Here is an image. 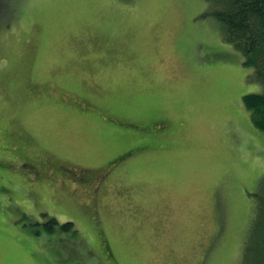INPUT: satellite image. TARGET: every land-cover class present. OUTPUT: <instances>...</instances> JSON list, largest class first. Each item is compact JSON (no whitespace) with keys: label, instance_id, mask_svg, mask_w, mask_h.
<instances>
[{"label":"rangeland","instance_id":"obj_1","mask_svg":"<svg viewBox=\"0 0 264 264\" xmlns=\"http://www.w3.org/2000/svg\"><path fill=\"white\" fill-rule=\"evenodd\" d=\"M1 13L0 264H241L264 176L243 97L263 88L206 0ZM120 122L156 145L109 164L139 140Z\"/></svg>","mask_w":264,"mask_h":264},{"label":"trees","instance_id":"obj_2","mask_svg":"<svg viewBox=\"0 0 264 264\" xmlns=\"http://www.w3.org/2000/svg\"><path fill=\"white\" fill-rule=\"evenodd\" d=\"M206 2L212 7L213 15L223 29L224 41L241 51L243 65L252 70L250 77L262 85L263 90L260 93L244 95L243 103L251 112L253 125L264 133V0H206ZM6 3L7 0H0V19L2 16L1 10ZM158 121L162 125H159V128H164L161 118ZM120 126L132 129L133 132L139 135V140L136 145L124 150L122 154L111 160L109 164H117L133 154L151 151L150 149L156 145V143L149 144V139L154 135V130H157V126L154 123H151L150 126L138 127L136 123L127 122L121 124L120 122ZM138 129H143L144 133L138 132ZM164 141H166L165 136ZM163 145L167 147L164 142ZM157 146H160V144H157ZM4 156L7 157L6 154ZM1 164L3 163L0 162V166ZM23 164L32 168V162L29 160H25ZM58 170L65 175L68 174L70 178L77 177L72 169L66 171L68 173L63 171L62 168ZM89 171V176H91L93 173L91 170ZM86 172L87 170L78 174L84 175ZM78 179L83 180L84 178L80 176ZM255 190L253 193L256 197L253 216L245 240L241 264H264V176L260 179ZM42 225L45 228V233L49 234L53 233L57 227H61L66 231L70 230L73 223L68 222L60 225L56 219L51 218ZM36 233L39 234L41 232Z\"/></svg>","mask_w":264,"mask_h":264},{"label":"crops","instance_id":"obj_3","mask_svg":"<svg viewBox=\"0 0 264 264\" xmlns=\"http://www.w3.org/2000/svg\"><path fill=\"white\" fill-rule=\"evenodd\" d=\"M43 236H41L40 238H42Z\"/></svg>","mask_w":264,"mask_h":264}]
</instances>
